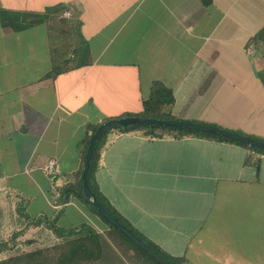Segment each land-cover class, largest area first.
<instances>
[{"label":"crops","instance_id":"0c3cea01","mask_svg":"<svg viewBox=\"0 0 264 264\" xmlns=\"http://www.w3.org/2000/svg\"><path fill=\"white\" fill-rule=\"evenodd\" d=\"M263 31L264 0H0V164L29 149L23 161L6 155L19 170L0 168L1 233L39 248L62 241L53 224L88 225L105 236L104 264H142L79 196L88 126L137 117L158 82L174 95L173 120L264 142ZM92 181L145 243L183 264H264L262 153L114 130ZM66 189L78 190L61 199Z\"/></svg>","mask_w":264,"mask_h":264},{"label":"trees","instance_id":"16d2710c","mask_svg":"<svg viewBox=\"0 0 264 264\" xmlns=\"http://www.w3.org/2000/svg\"><path fill=\"white\" fill-rule=\"evenodd\" d=\"M204 4L209 6L212 0H203ZM262 40H264V31L261 34ZM63 72L62 69L55 67L51 73L48 74L50 81H53ZM175 102L173 93L164 88L160 83H155L153 85V90L151 97L148 100L143 102V111L136 114L137 117L143 118H155L161 120H173L171 115V108ZM99 125L88 126V132L86 134L84 142V157L85 160L86 153L90 144V141L93 135L96 133ZM118 131L121 133H129L133 131H144L146 135L150 137H164V136H185V135H195L200 137L220 139L234 144L245 146L254 152L264 154V149L248 146L241 144L239 142L233 141L229 138L219 137L210 133H203L199 131L181 129L176 127H165L157 125H132V126H121V127H112L108 129L99 139L96 144L91 167L89 171V185L93 192L95 193L97 199L109 211L119 222L125 225L130 229L138 238L139 237L135 231H133L128 223L120 218L119 214L116 211H112L104 199L100 196L97 189L93 185V177L99 166V159L101 157L103 148L105 147L108 139V135L112 131ZM251 160L249 159V162ZM83 166L80 169V172L77 174V177L80 178L83 173ZM78 189H66L65 193L62 191L61 199L65 194L70 195L71 191H77ZM79 196L82 201L91 208V210L106 224L111 233H115L120 240H122L133 252L132 258L139 260L142 264H159L153 258H151L146 252L136 246L132 241L125 237L119 230H117L113 225H111L105 218L101 216L97 208L90 202L84 195L83 185L80 182L79 184ZM53 229L55 235L62 241L56 243L52 246H45L42 248H36L31 251H24L17 253L15 255L9 256L8 258H0V264H104L105 262H110L113 257H106L104 255V250L106 248V239L105 236L99 234L95 228L88 225H82L80 228L76 229H63L57 227L55 224L50 226ZM21 236V233H14L8 241H3L0 243V257L2 253L6 251H13L16 247V240ZM144 241V240H143ZM148 244L161 256H163L171 264H183L185 258H173L169 257L156 247ZM116 258V257H115Z\"/></svg>","mask_w":264,"mask_h":264},{"label":"water","instance_id":"95a60500","mask_svg":"<svg viewBox=\"0 0 264 264\" xmlns=\"http://www.w3.org/2000/svg\"><path fill=\"white\" fill-rule=\"evenodd\" d=\"M157 125L165 127H176L181 129H189L194 131H199L203 133H210L219 137L229 138L233 141L245 144L248 146L262 148L264 149V142L255 140L250 137L242 136L231 131L223 130L220 128L206 126L201 124L189 123L179 120H161L155 118H143V117H124L120 119L109 120L99 126L96 133L93 135L87 153L85 157V162L83 166L82 173V185L83 191L86 198L93 203L97 208L98 212L103 218H105L111 225H113L117 230H119L125 237L132 241L136 246L146 252L151 258H153L159 264H171L158 252H156L152 247L146 244L143 240L138 238L130 229L119 222L97 199L95 193L89 185V171L91 167V162L94 154L96 144L98 143L101 136L112 127L121 126H132V125Z\"/></svg>","mask_w":264,"mask_h":264},{"label":"rangeland","instance_id":"374dc122","mask_svg":"<svg viewBox=\"0 0 264 264\" xmlns=\"http://www.w3.org/2000/svg\"><path fill=\"white\" fill-rule=\"evenodd\" d=\"M12 94L13 93L9 94L7 96V99H9L8 100L9 103L12 102L13 103V107H15V106L18 105V102H17V100H14L16 97H14ZM18 147L17 148H13L11 150H7V152H5L3 154L4 156L2 158H4V159H1V160L3 162H5V164H0V168H2V170L4 172L6 170L7 171L8 170L10 171V170H13V169L14 170H19L22 167V165L20 163H18L16 165H8V164H6V160L8 161L10 159V158L9 159H6L8 157V156L6 157V155H11V154L13 155V157H17V158H19V160L22 159V161H23V159L25 158V155L27 154V152L29 151V149H28L27 146L25 148H20L19 147L20 149ZM6 185L8 186L9 183H6ZM5 202L6 201H4L3 198L0 195V205L3 204L4 207H6V204H9V202L8 203L7 202L5 203ZM12 223H13V226H16V224L13 221L10 222V224H12ZM13 232L14 233H18L16 231V229L13 230V229H10V228L8 230L5 229L4 232L1 233V229H0V243L3 242V241L9 240L11 238V236L13 235ZM18 244H19V242L16 240V244H15L16 247H15V249L13 251H6V252L2 253V255H1L0 258L5 259V258H8L9 256L15 255L17 253L24 252V251H31V250H33L35 248L34 246L31 247L26 242L22 244V247H19ZM36 248H38V247H36ZM39 248H42V247H39Z\"/></svg>","mask_w":264,"mask_h":264},{"label":"built area","instance_id":"2783aa9c","mask_svg":"<svg viewBox=\"0 0 264 264\" xmlns=\"http://www.w3.org/2000/svg\"><path fill=\"white\" fill-rule=\"evenodd\" d=\"M44 171L49 176H54L57 173V164L54 160H50L44 167Z\"/></svg>","mask_w":264,"mask_h":264}]
</instances>
